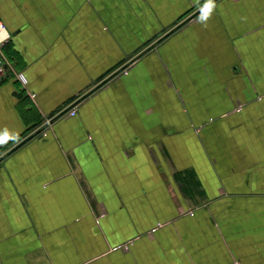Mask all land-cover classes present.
<instances>
[{
	"label": "crops",
	"instance_id": "obj_1",
	"mask_svg": "<svg viewBox=\"0 0 264 264\" xmlns=\"http://www.w3.org/2000/svg\"><path fill=\"white\" fill-rule=\"evenodd\" d=\"M0 23L25 80L0 81V264H264V0H0Z\"/></svg>",
	"mask_w": 264,
	"mask_h": 264
},
{
	"label": "built area",
	"instance_id": "obj_2",
	"mask_svg": "<svg viewBox=\"0 0 264 264\" xmlns=\"http://www.w3.org/2000/svg\"><path fill=\"white\" fill-rule=\"evenodd\" d=\"M210 12H211V5L206 6L204 9L198 10L196 15L201 16L203 14H209ZM10 39H11V35L6 30L5 26L0 23V81L2 79H5L10 74H12V76H16V78L22 85H25V80L23 79L22 75L13 72L8 60L5 58L3 54V50L5 46L9 43ZM130 67L131 66H127L120 73L123 75H127ZM31 98H34V96L32 95ZM66 114L69 117H73L75 116V110L74 109L67 110L65 114H60L58 117H61ZM43 136H45V134H43ZM122 250L126 251L127 247L126 246L122 247Z\"/></svg>",
	"mask_w": 264,
	"mask_h": 264
}]
</instances>
